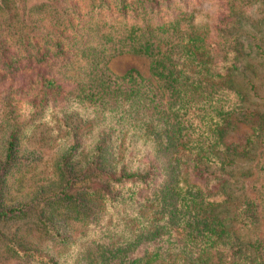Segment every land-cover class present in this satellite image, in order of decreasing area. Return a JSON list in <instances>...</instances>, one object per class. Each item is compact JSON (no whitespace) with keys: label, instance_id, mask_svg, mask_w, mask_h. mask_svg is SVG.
Instances as JSON below:
<instances>
[{"label":"trees","instance_id":"1","mask_svg":"<svg viewBox=\"0 0 264 264\" xmlns=\"http://www.w3.org/2000/svg\"><path fill=\"white\" fill-rule=\"evenodd\" d=\"M208 2L219 13L199 23ZM258 35L264 0H0V227L32 222L1 237L5 258L264 264V110L244 61L264 58ZM120 55L149 76L113 75ZM37 126L59 147L23 195Z\"/></svg>","mask_w":264,"mask_h":264},{"label":"rangeland","instance_id":"2","mask_svg":"<svg viewBox=\"0 0 264 264\" xmlns=\"http://www.w3.org/2000/svg\"><path fill=\"white\" fill-rule=\"evenodd\" d=\"M40 1L42 0H25L27 4H35L39 3ZM218 13L219 10L216 9L214 4L209 2L204 3V6H201L197 13V22L204 23L210 21V18L215 17ZM257 16L258 10L251 8L250 11H247V15L244 18L256 25V19L258 18ZM246 29H248L249 32L251 30V28H249L248 26H246ZM257 37L258 41L255 42V45L259 43L261 44L262 49H264V39L259 35ZM244 44L246 45L245 42ZM252 49L256 51L254 47ZM247 53L249 52L245 51L247 58H244V61L248 60L249 64H252L254 66V68L249 69L248 67V69L246 70L247 76L250 77L251 82L254 86L255 94L257 95L252 98V100L255 102V109H257L261 114V112L264 110V58H261V55L257 56L254 55V53L248 55ZM253 56H255V59L253 58ZM108 66L111 70V73L117 76L123 75L127 70L132 68L138 70L144 77L149 76V60L144 57L120 55L116 56L113 60H110ZM250 126L252 125L246 123L239 124L225 137L226 144L242 145L245 141V138H247V136L250 134ZM47 128L46 126H37L32 131V134L28 136V138L26 136V148L41 152L44 161L42 164L37 165V167L34 168L31 173L24 177V180L22 181V184L20 186V191L23 193V195L26 194L25 192H31L30 190H33L34 186L40 183L41 180L47 176V168L49 167V165H47V162L49 161L50 157L54 156V154L56 153V149L59 147V136H56L53 131H48ZM262 149L263 148L260 147L259 151H261ZM246 162V160H242L241 164L249 167V164H247ZM261 162H264V155L261 156ZM254 176L253 178L248 179V181H252L254 179ZM257 180V184H262L264 182L262 180V177L259 175H257ZM16 228H20L24 232L28 231L32 233V222L25 221L23 223H13L0 227V264H19L17 260L5 258L3 252L4 242L1 238L2 236L3 238L13 237L11 236V234L15 231Z\"/></svg>","mask_w":264,"mask_h":264}]
</instances>
